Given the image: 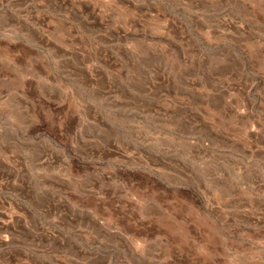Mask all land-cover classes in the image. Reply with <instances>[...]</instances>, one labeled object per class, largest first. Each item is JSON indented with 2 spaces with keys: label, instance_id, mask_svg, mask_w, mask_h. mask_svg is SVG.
Instances as JSON below:
<instances>
[{
  "label": "rangeland",
  "instance_id": "374dc122",
  "mask_svg": "<svg viewBox=\"0 0 264 264\" xmlns=\"http://www.w3.org/2000/svg\"><path fill=\"white\" fill-rule=\"evenodd\" d=\"M0 264H264V0H0Z\"/></svg>",
  "mask_w": 264,
  "mask_h": 264
}]
</instances>
